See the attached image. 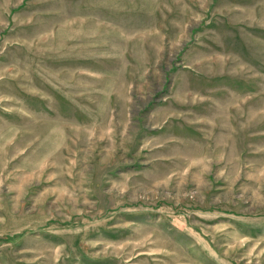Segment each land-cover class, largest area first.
Instances as JSON below:
<instances>
[{"label":"rangeland","instance_id":"obj_1","mask_svg":"<svg viewBox=\"0 0 264 264\" xmlns=\"http://www.w3.org/2000/svg\"><path fill=\"white\" fill-rule=\"evenodd\" d=\"M0 264H264V0H0Z\"/></svg>","mask_w":264,"mask_h":264}]
</instances>
